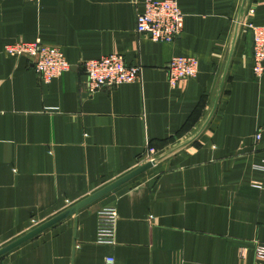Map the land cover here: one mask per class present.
<instances>
[{"label": "crops", "instance_id": "obj_1", "mask_svg": "<svg viewBox=\"0 0 264 264\" xmlns=\"http://www.w3.org/2000/svg\"><path fill=\"white\" fill-rule=\"evenodd\" d=\"M144 1L0 0V249L150 161L147 147L159 158L0 264H264V73L248 25H264V0H177L171 42L136 30ZM20 40L60 47L71 69L42 81L5 52ZM112 53L141 79L87 91L81 63ZM177 55L199 72L173 88ZM105 207L113 244L98 241Z\"/></svg>", "mask_w": 264, "mask_h": 264}, {"label": "built area", "instance_id": "obj_2", "mask_svg": "<svg viewBox=\"0 0 264 264\" xmlns=\"http://www.w3.org/2000/svg\"><path fill=\"white\" fill-rule=\"evenodd\" d=\"M39 3L42 0H27ZM254 12V9H250ZM253 35L254 73L261 76L264 73V25L248 24ZM184 13L177 0H145L144 8L138 11L136 30L146 33L154 41L171 42L183 31ZM5 52L11 56L30 58L40 79L50 82L55 77L71 69V64L63 50L57 46L41 43V41H15L7 43ZM82 67L86 73L85 88L95 92L103 87H117L124 83H133L141 79L142 66L127 64L124 56L118 53L104 55L100 58L83 61ZM168 82L176 88L199 72V59L196 56L177 55L171 58L168 67ZM264 133V125L257 131L259 140ZM155 152L153 147H147L143 159L152 160ZM264 171V164L259 166ZM117 211L115 207H105L98 212L97 236L102 243L116 242ZM256 254L264 258V244L255 243ZM105 264H115V258L108 256Z\"/></svg>", "mask_w": 264, "mask_h": 264}, {"label": "water", "instance_id": "obj_3", "mask_svg": "<svg viewBox=\"0 0 264 264\" xmlns=\"http://www.w3.org/2000/svg\"><path fill=\"white\" fill-rule=\"evenodd\" d=\"M176 149V148H175ZM159 158H154L145 164L139 166L138 168L134 169L130 173L124 175L123 177L117 179L116 181L112 182L111 184L107 185L106 187L102 188L101 190L97 191L96 193L92 194L91 196L87 197L86 199L82 200L81 202L75 204L74 206L70 207L66 211L62 212L61 214L57 215L56 217L52 218L48 222L42 224L41 226L37 227L36 229L30 231L26 235L20 237L19 239L15 240L14 242L10 243L9 245L0 249V256L4 253L10 251L11 249L19 246L20 244L28 241L35 235L41 233L45 229L49 228L50 226L56 224L57 222L61 221L62 219L68 217L69 215L78 212L80 209L85 207L86 205L90 204L91 202L95 201L96 199L100 198L101 196L105 195L106 193L114 190L118 186L122 185L123 183L127 182L128 180L132 179L136 175L140 174L141 172L149 169L153 165L158 162Z\"/></svg>", "mask_w": 264, "mask_h": 264}, {"label": "rangeland", "instance_id": "obj_4", "mask_svg": "<svg viewBox=\"0 0 264 264\" xmlns=\"http://www.w3.org/2000/svg\"><path fill=\"white\" fill-rule=\"evenodd\" d=\"M156 154H157V153H156V152H154L152 155H153V156H156Z\"/></svg>", "mask_w": 264, "mask_h": 264}]
</instances>
